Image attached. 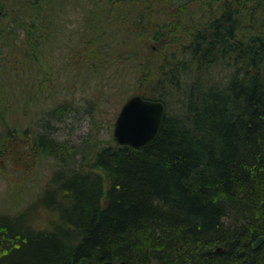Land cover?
<instances>
[{
	"label": "trees",
	"instance_id": "16d2710c",
	"mask_svg": "<svg viewBox=\"0 0 264 264\" xmlns=\"http://www.w3.org/2000/svg\"><path fill=\"white\" fill-rule=\"evenodd\" d=\"M0 11V56L22 71L84 97L101 81L114 98L138 84L165 107L142 148L111 137L87 157L24 135L58 165L32 204L0 211V264H264V0H0ZM35 207L53 215L45 227Z\"/></svg>",
	"mask_w": 264,
	"mask_h": 264
},
{
	"label": "rangeland",
	"instance_id": "374dc122",
	"mask_svg": "<svg viewBox=\"0 0 264 264\" xmlns=\"http://www.w3.org/2000/svg\"><path fill=\"white\" fill-rule=\"evenodd\" d=\"M38 77H42L41 82ZM60 80L64 81L61 77L55 79L54 75L48 76L46 72H35L34 69L22 71L16 56H0L2 212L16 213L32 204V197L37 193L39 195L40 188L58 165L55 156L33 154L32 149L26 147V135L34 131V134L48 132L64 146V153L83 155L86 152L88 157L94 147L108 143L113 137L114 120L125 99L142 90L138 84L132 86L128 83L126 87L129 91L123 92L120 98H114L112 88L101 81L99 86L103 93L92 92L84 97L81 96L82 87L76 85L72 86L69 95L65 94ZM85 88L86 91L90 88L88 83ZM35 208L31 209L33 225L45 227L53 215L41 207Z\"/></svg>",
	"mask_w": 264,
	"mask_h": 264
},
{
	"label": "water",
	"instance_id": "95a60500",
	"mask_svg": "<svg viewBox=\"0 0 264 264\" xmlns=\"http://www.w3.org/2000/svg\"><path fill=\"white\" fill-rule=\"evenodd\" d=\"M1 14V11H0ZM165 116V107L159 100L144 98L138 93L130 95L121 104L113 125V137L119 144L142 148L158 135ZM263 240L258 236L254 245ZM99 264H114L111 260ZM116 264H126L124 260Z\"/></svg>",
	"mask_w": 264,
	"mask_h": 264
},
{
	"label": "bare ground",
	"instance_id": "6f19581e",
	"mask_svg": "<svg viewBox=\"0 0 264 264\" xmlns=\"http://www.w3.org/2000/svg\"><path fill=\"white\" fill-rule=\"evenodd\" d=\"M112 136H113V132H112ZM114 138V137H113ZM114 140H115V138H114ZM116 141V140H115ZM118 143V142H117ZM263 237V236H262ZM255 246H257V245H255Z\"/></svg>",
	"mask_w": 264,
	"mask_h": 264
}]
</instances>
